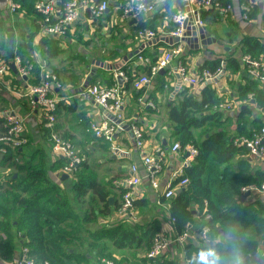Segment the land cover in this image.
Segmentation results:
<instances>
[{"label":"crops","instance_id":"1","mask_svg":"<svg viewBox=\"0 0 264 264\" xmlns=\"http://www.w3.org/2000/svg\"><path fill=\"white\" fill-rule=\"evenodd\" d=\"M106 1L109 3V8L103 16L95 18L85 12L81 14L65 35L55 38L62 49V53L57 57H49L44 52L45 49L39 47L42 38L38 30L39 19L35 13L30 14L26 10L21 9L18 13L12 15L8 7L5 9L0 8V41L4 38L9 39V36L14 34V52H17L18 47L23 45L24 49H28L31 58L40 64L41 73L48 72L54 74L57 78L58 84H54V94L58 98L59 104L56 112L55 129L63 138L73 142L78 151L86 158L85 165H82L78 172L84 170L85 173H90L98 183L106 184L107 189L111 192L108 200L112 213L100 216L98 222L90 228L95 231L102 227L131 226L128 224L130 220H125L118 214L124 188L117 186V181L129 177L130 167L137 164L142 177V183L136 191L137 203L135 202L138 218H141L139 224L141 227L140 230H137L138 238L141 236L144 227L154 220L160 226L159 232L174 234L176 228L170 210L171 198H166L164 191L166 185L173 182L176 172H184L186 155L183 152L171 153L170 149L174 140L171 137L168 124L169 107L184 101L188 96L200 101L210 92L220 99L212 105L208 103L209 107L207 108H210V111L214 112V106L224 101L231 102L234 106L228 111H219L223 114L221 121L207 124L206 129L209 128L212 131L224 130L234 140L235 136L238 135L237 127L240 113L245 109L243 118L246 122L248 121V127L252 131L256 129L254 120L262 117L261 107L249 98L253 93L248 95V99H239V89L254 82L258 88H264L249 76L242 61L243 56L246 54L245 51L250 47L249 44H245L246 39L255 41L258 46L263 47V51L259 56H264V0H222L234 6L233 13L228 19H222L219 16L217 20H211V17H207L209 19L204 21V28L205 33L209 34L211 40L206 44L200 40L199 47H196L194 42H190L188 39L185 40L182 59L186 61L189 68L192 70L200 69L199 67L206 63L214 64V62L220 61L217 68L222 67L225 71L221 77L213 82L193 87L183 84L178 76H169L165 71H161L153 77L149 86H145L141 90L133 88V80L146 74L145 66L155 64L162 58L165 51L175 43L171 34L175 25L171 18L179 8L185 7L187 0ZM138 1L154 3L156 6L155 12L142 16L138 20L123 18L122 8L125 3ZM248 1L254 2V8L250 18L246 20L243 18L241 5ZM3 25L9 31L8 33L5 32L4 35L2 34L5 31ZM144 28L156 31L158 33L157 38L147 42L141 40L138 37V30ZM67 42H72L78 48V51L91 61L92 65L85 75L79 76L74 72V69H69V71L67 69L57 70L58 66L54 70L50 68L51 63L69 49ZM77 42H83L84 44L78 46ZM0 43H3V47H0V55L2 57L8 56L11 51L7 46V42L1 41ZM31 44L34 47L33 49ZM255 49L251 46L249 53L253 54L256 51ZM255 57H258V55ZM103 58H106V62L109 64L121 67L120 70L122 71L126 69L127 73L132 75L131 81L126 75L122 85L126 91L123 106L126 125L136 124L144 130L149 152L159 147L166 150L164 169L157 176L158 189L153 187L148 174L145 172L131 131H119L113 142L97 138L88 131L87 127L90 122L103 119V112L97 104L81 101L77 97L78 92L94 84L101 86L119 84L116 79V68L105 70L98 66ZM124 72L126 73V71ZM34 77L35 75L28 79L21 78L12 69L3 77L0 81V118H2V114L6 109L14 110L24 118L27 143L20 148L19 162L33 160L34 163H38L43 160L49 170V176L60 183V187L67 190L70 196L73 197L72 186L75 176L68 175L67 178L62 180V176L65 175L62 170L63 167L59 159L53 156L50 134L43 124L42 112L38 108H32L27 101L26 92L28 87L37 83ZM147 101H152L155 108L148 106ZM193 131L196 136L200 134L198 129ZM2 132H4L3 124L0 134ZM241 153L236 155L235 160L242 157L249 160L253 172L264 171L263 162L251 158L248 151L243 155ZM1 160L2 156H0ZM17 175L15 172L14 176ZM66 180L68 182H65ZM180 189L181 187H176L175 193L177 194ZM256 197H261L262 200L260 199V201L264 204V193H256V196H253V193L248 196L245 195L242 200H255ZM256 200L259 199L256 198ZM72 201L74 202L73 199ZM96 206L98 209H102L103 204L100 203ZM83 207L87 208L89 206L86 204ZM206 208L207 206L201 212L197 204L191 207L194 213V218L190 223L193 230L197 231L206 223ZM117 217H119L118 220ZM84 238L87 239L85 244L77 245L75 250L71 249V252L79 251L86 254L88 260L78 259L82 264H99V255L89 245L93 239H89L87 235H84ZM237 238L241 239L236 232L233 239ZM220 240H225L221 233L211 236V242L208 244L197 238H191L186 245L176 246L156 260L161 263L194 264L198 262L199 264L200 258L196 249L215 244ZM102 241L106 245L105 254L107 258L105 259L113 260L114 264H145L144 259H148L146 256L148 248L144 239L139 243L134 241L130 247L123 248H119L114 244V241H108L107 238L102 239ZM79 247L81 249H78ZM19 248L21 249L20 246ZM19 248L15 249L16 255ZM262 252L263 250L259 248L254 255L252 254L253 256L249 253L248 258L253 260L255 255H262ZM187 260H192V262ZM2 261L0 258V262Z\"/></svg>","mask_w":264,"mask_h":264},{"label":"trees","instance_id":"2","mask_svg":"<svg viewBox=\"0 0 264 264\" xmlns=\"http://www.w3.org/2000/svg\"><path fill=\"white\" fill-rule=\"evenodd\" d=\"M37 1L20 0L21 9L30 14H36ZM65 1L67 0H62V2ZM219 16L214 9L202 12L204 21L209 19L207 17L217 20ZM3 26L5 31L2 34L4 35L9 31L5 25ZM1 41L7 42L11 52L6 57L0 55V59L12 63L15 55H19L23 60L33 62L32 72L38 83L42 68L31 58L28 49H24L21 45L17 52H14L15 38L11 43L10 36L9 39L4 38ZM245 44L250 45L245 51L246 54H250L251 46L256 48L253 56H259L263 51V47L250 39H246ZM0 47H3V43H0ZM31 47L34 48L32 44ZM39 47L45 49L44 52L49 57H57L62 53L55 37H42ZM11 53L12 57L9 55ZM152 65L145 66L146 74L150 73ZM219 65L220 61L214 64L206 63L199 68L215 71ZM123 71H126L131 81V73H127L126 69ZM250 93L254 94L255 104L262 108L264 88H258L255 82L242 86L239 89V99H248ZM207 94L200 101L188 96L184 101L169 107L168 124L174 143L178 142L181 146L192 144L199 150L193 164L185 166L183 175L177 179L179 182L185 177L188 178V185L182 187L170 200V210L175 219L176 231L182 232L186 224L192 222L194 213L191 207L194 204L199 206L201 212L207 206L206 213L211 215V219L207 222L211 228L210 235L216 236L221 233L225 240L197 248L199 258L202 252L213 251L215 253L213 260L216 264H237L238 261L239 264H264V256L261 254L255 255L253 260L248 258L249 253L254 255L259 248L264 250V206L260 200L243 201L245 194L241 192L244 186L262 184L264 171L253 172L249 160L242 157L235 160L238 153L242 152L243 155L248 150L235 147L226 131L206 129L198 136L195 135L193 130L206 128L207 124L219 123L223 117L222 112H212L210 108H207L208 103L210 105L217 103L220 100L219 97L210 92ZM245 111L246 109L240 113L238 135L235 137L251 136L254 131L264 126V119L259 117L254 120L256 129L252 131L248 127V121L246 122L243 118ZM3 122V118H0V129ZM19 154L20 148L9 149L8 154L2 156L0 161L1 167L15 169L8 175L0 172V258L2 260H12L16 255L15 249L26 246L30 249V255L37 261L48 260L51 264H82L81 259L88 260L86 254L79 251L71 252V249L75 250L77 245L85 244L87 239L84 235L93 239L89 245L99 255V264L107 258L106 245L102 239L114 241L119 248L130 247L134 241L139 243L144 239L147 250H150L154 237L160 230L156 220L144 227L139 238L137 234V230L141 227L139 224L118 225L114 228L102 227L93 231L90 227L98 222L100 216L112 213L108 200L111 192L106 184L98 183L90 173H85L84 170L77 171L74 175L73 197H71L67 190L60 187V183L49 176V170L43 160L38 163H34L33 160L19 162ZM59 162L63 167L64 160L59 159ZM15 172L18 174L16 177ZM253 196H256V193H253ZM100 203L103 204L102 209L96 206ZM86 204L89 207L84 208ZM240 226L245 229V233H251L250 236L253 238L233 239ZM20 250L19 248L18 251ZM144 263L172 264V262L161 263L149 258L144 259ZM0 264H3V261Z\"/></svg>","mask_w":264,"mask_h":264},{"label":"built area","instance_id":"3","mask_svg":"<svg viewBox=\"0 0 264 264\" xmlns=\"http://www.w3.org/2000/svg\"><path fill=\"white\" fill-rule=\"evenodd\" d=\"M9 12L13 15L18 13L22 4L20 0H8L7 4ZM109 8L106 0H38L35 3V12L38 15L39 34L42 37H60L65 35L68 30L75 24L81 14L88 12L92 17L99 18L103 16ZM254 8V2L248 1L241 5L243 18L248 20ZM207 9L217 11L222 19H228L232 16L234 6L231 3H224L222 0H187L185 7L179 8L172 15V22L175 25L172 37L174 42L172 46L165 51L162 58L151 66L149 74H143L136 77L132 86L134 89L141 90L145 86H149L153 77L157 76L161 71H165L169 76H178L183 84L188 86H200L202 84L213 82L224 74L222 67L215 71L209 68H200L192 70L186 61L182 59L184 52V42L187 38V27L191 29H199L205 26L202 18V12ZM156 6L154 3L138 1L127 2L122 8V17L127 19L138 20L142 16L154 13ZM158 33L150 28L138 30V37L147 42L157 38ZM243 65L249 76L264 86V56L255 57L252 54L243 56ZM17 73L21 78H30L33 76L34 64L31 61L23 60L19 55H15L14 61ZM11 62L0 59V81L11 71ZM123 79L126 73L117 70V74ZM57 78L51 73H41L40 81L31 84L26 92L29 105L32 108H38L42 112L43 124L49 130L51 139V150L56 159H63V173L67 175H75L79 168L86 162V158L78 151L77 147L68 139L63 138L55 129L56 112L59 100L54 94V84ZM60 86V85H57ZM126 91L123 86L114 84L112 86L91 85L80 92L77 97L81 101L92 102L97 104L103 112V119L100 121H92L88 126V131L97 138H101L107 142H113L116 134L121 130H126L125 115L123 111ZM254 99V95L249 96ZM148 106L154 107L152 101H147ZM231 102H220L214 106L215 111H225L233 108ZM262 118L264 119V106L261 108ZM4 132L0 134V156L8 154L9 149L16 150L22 148L27 143L25 136L24 118L17 114L14 110L6 109L2 114ZM133 134L136 148L142 159L145 172L148 174L154 188L158 189L159 183L157 176L163 171L166 158V150L157 148L149 152L145 140L144 130L136 124L128 125ZM233 145L248 150L251 158L264 163V126L260 130L253 132L251 136L239 135L234 138ZM171 153L175 154L183 152L185 156L184 166H190L199 154V150L192 144L181 146L175 142L171 147ZM183 171L174 174L173 182L166 185L164 196L168 199L176 195V187H185L189 183L188 178H183L179 182H175ZM142 183L139 166L133 164L130 167L129 177L117 181V186L124 188L122 195V203L118 209L121 218L130 221H136L138 213L136 210V191ZM242 194L250 192L263 194L264 182L260 185L252 184L244 186L241 189ZM249 194V195H250ZM206 223L197 231L192 229L190 223L186 224L185 229L178 233L168 234L159 232L155 235L153 244L146 256L149 259L156 260L165 252L176 246H184L191 238L202 240L205 244L211 242V228L207 222L211 219V215L206 213ZM175 222V219H173ZM264 256V250L262 252ZM213 259V257H210ZM192 262V260H187ZM3 264H51L48 260H35L30 255V249L23 247L20 253L12 261H3ZM101 264H114L111 259H103Z\"/></svg>","mask_w":264,"mask_h":264},{"label":"rangeland","instance_id":"4","mask_svg":"<svg viewBox=\"0 0 264 264\" xmlns=\"http://www.w3.org/2000/svg\"><path fill=\"white\" fill-rule=\"evenodd\" d=\"M77 43H78V46H81L82 44H84L83 42H77ZM67 44H68L69 49H67V51L63 55H61L58 59L53 61L51 63L50 68L52 70H54V69H56L55 67L58 66L59 68H57V70H65V69H67V71H69V69L70 70L74 69L75 70L74 72L76 74H78L79 76L85 75L86 72L90 69V67L92 65L91 61L89 59H87V57L84 56L83 53L79 52L78 48L74 44H72V42H67ZM77 55H79L78 58H77ZM75 59L77 61H74ZM102 60L103 61L100 62L98 66H101V67L103 66V68L105 70H108L107 66H113L114 65V64H109L108 62H106V58H103ZM207 129H209V128H207ZM198 130L201 133V132L206 131V128L198 129ZM14 170L15 169L13 167H4L3 168V167L0 166V172L2 174H4V175L10 174ZM256 198L259 199V200L261 199V197H256ZM256 198H255V200H256ZM263 206H264V204H263ZM263 214H264V212H263ZM118 219H119V217H117V220ZM128 222L127 223L130 224L131 226L135 225V224H140L141 218L137 217V221L136 222H132V221H128ZM115 223H117V222H115ZM237 233H238L239 237H241L242 239L253 238L252 236H250L251 233H249V232L245 233V229L243 227H241V226L237 228ZM23 247H25V246H22V248ZM78 249H81V248L79 247ZM19 253H20V251L18 252V254ZM17 255H15L14 258ZM12 260H10V261H12ZM3 261H5V260H3ZM7 262H9V261H7Z\"/></svg>","mask_w":264,"mask_h":264},{"label":"water","instance_id":"5","mask_svg":"<svg viewBox=\"0 0 264 264\" xmlns=\"http://www.w3.org/2000/svg\"><path fill=\"white\" fill-rule=\"evenodd\" d=\"M7 4H8V0H0V8H1V9H5V8L7 7ZM198 35H199L200 37H199ZM187 37H188V38H186V39H188V41H190V42H194V44L196 45V47H199V41H200V40L203 41L202 43H204V44H206L207 42H209V41L211 40V38L209 37V34H206V33H205V28H204V27H201V28H199V29H196V28L191 29L190 27H187ZM14 38H15V35H14V34H11V35H10V42H11V43L14 41ZM10 56L12 57V54H11ZM120 65L122 66L121 63H120ZM10 67H11V69H12L15 73H17V69H16V66H15L14 63H11ZM102 68H103V66H102ZM107 68H108L109 70H110V69H111V70H114V68H116L117 70H119L121 67H119V66H114V65H113V66H107ZM116 79H117L119 85L122 86L123 83H124V79H123V77L117 75ZM126 130L131 131V130H130V127H128V126L126 127ZM67 177H68L67 174L63 175V176H62V180H64V179L67 178ZM249 194H250V192H248V193L246 194V196H248Z\"/></svg>","mask_w":264,"mask_h":264},{"label":"clouds","instance_id":"6","mask_svg":"<svg viewBox=\"0 0 264 264\" xmlns=\"http://www.w3.org/2000/svg\"><path fill=\"white\" fill-rule=\"evenodd\" d=\"M214 255L215 253L213 251L202 252L200 254V264H216L215 260L210 259V257H213ZM237 264H239V261Z\"/></svg>","mask_w":264,"mask_h":264}]
</instances>
